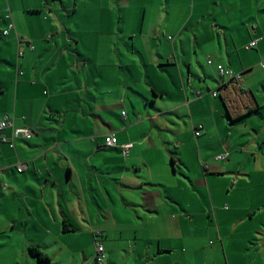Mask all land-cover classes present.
I'll return each mask as SVG.
<instances>
[{
    "label": "crops",
    "instance_id": "0c3cea01",
    "mask_svg": "<svg viewBox=\"0 0 264 264\" xmlns=\"http://www.w3.org/2000/svg\"><path fill=\"white\" fill-rule=\"evenodd\" d=\"M10 21L0 264H97L96 242L104 264H264V0H0V33ZM218 65L254 94V133L232 126Z\"/></svg>",
    "mask_w": 264,
    "mask_h": 264
},
{
    "label": "built area",
    "instance_id": "2783aa9c",
    "mask_svg": "<svg viewBox=\"0 0 264 264\" xmlns=\"http://www.w3.org/2000/svg\"><path fill=\"white\" fill-rule=\"evenodd\" d=\"M10 18V17H8ZM15 30V24L10 21L7 28L1 31V36L4 38H7L10 36L11 32ZM16 38L21 42L22 38H20V36H18V34L16 35ZM257 44V42H252L250 44V47H254ZM20 56H22V53L20 52ZM212 60H209V64H212ZM262 67H264V63H262ZM217 71L220 74V76L224 79H226L227 82L230 81H235V82H240L242 80V74H238L235 73L233 70H231L230 68H227L223 65H218L217 66ZM224 84V83H223ZM213 95L215 97L218 96L217 92H214ZM125 114V113H124ZM13 127V121L11 118H9L8 116H5L1 121H0V138L2 142H8V138L4 135H2V133ZM34 135V132L31 129H24L23 131H14L12 133V140L9 142L10 146L13 148L14 147V143L12 142L15 139H23V140H30L32 139ZM201 132H196V136H200ZM106 145L110 146V147H115L117 145V139L116 136L114 134H111L109 136L106 137ZM225 155H219L217 157L218 160L224 159ZM1 166V164H0ZM25 166H23L22 164H19L18 166V170L20 172H22L24 170ZM1 171V169H0ZM0 180H1V172H0ZM95 247H96V254L94 256V261L97 264H104L105 262V248L103 245H101L100 243L96 242L95 243Z\"/></svg>",
    "mask_w": 264,
    "mask_h": 264
},
{
    "label": "trees",
    "instance_id": "16d2710c",
    "mask_svg": "<svg viewBox=\"0 0 264 264\" xmlns=\"http://www.w3.org/2000/svg\"><path fill=\"white\" fill-rule=\"evenodd\" d=\"M231 85L233 86V88L231 87ZM218 90L221 92L220 98L225 105L227 116L232 123L244 118L246 114L254 113L256 111L255 108L259 107H255L256 99L254 94L251 91H245L242 87L239 86L238 82L230 81V83L220 86ZM246 104H250V109L246 114H242V105ZM252 105L255 108L252 107ZM29 251L32 255L38 257L41 261L49 260L48 257L44 255L37 247H31Z\"/></svg>",
    "mask_w": 264,
    "mask_h": 264
},
{
    "label": "rangeland",
    "instance_id": "374dc122",
    "mask_svg": "<svg viewBox=\"0 0 264 264\" xmlns=\"http://www.w3.org/2000/svg\"><path fill=\"white\" fill-rule=\"evenodd\" d=\"M7 12L10 14L9 10ZM211 83H212L211 84L212 87L216 85L215 84L216 82L214 83V81H211ZM244 121L245 120H240V121L236 122L235 124H233L232 126L235 127L236 132L252 133L253 131L250 128L251 127L250 124L245 125L243 123ZM190 140H191V137H190ZM176 146L180 147L178 144H176ZM223 154L227 155V152L224 151ZM228 155H230V154H228ZM259 189L260 188L254 183H252V184L246 183V185H243V184L240 183V184H238V188H236V187L232 186V181L231 180L225 181V180H220V179H217V178L213 179V184L211 183V190L213 192H216V191L224 192V191H228V190H232L234 192H235V190H243V191L246 190L247 192H256ZM138 234L140 235L141 233H138ZM210 241H212L211 244H209ZM214 243L215 242L213 240H209V242H208L209 245L208 246H211ZM199 245H202V242ZM189 249H190L189 246L184 245V246H181L179 252L185 253ZM130 253H132V250H130V252H129L128 249L126 248V250L124 252H122L121 256L125 257V256L129 255ZM95 254H96V252H95ZM106 256H107V254H106ZM176 256L179 257L180 253L177 254ZM251 259H252V257H249V256H240L238 259L235 260V262H232V264H248L251 261ZM261 259H264V253H261V255H259V260L258 261H260ZM163 260H166V259H163ZM254 260H257V259H254ZM116 264H126V263H124L122 259H118ZM131 264H133V263H131ZM136 264H139V263H136ZM181 264H205V263L203 262V260L200 257V260H196V261L190 262V263L181 262ZM217 264H226L225 259L224 260H219Z\"/></svg>",
    "mask_w": 264,
    "mask_h": 264
}]
</instances>
